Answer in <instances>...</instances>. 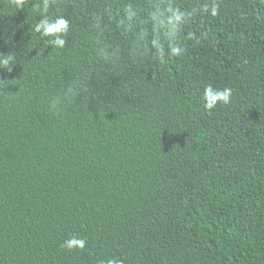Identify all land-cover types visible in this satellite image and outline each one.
I'll return each instance as SVG.
<instances>
[{
	"label": "trees",
	"instance_id": "16d2710c",
	"mask_svg": "<svg viewBox=\"0 0 264 264\" xmlns=\"http://www.w3.org/2000/svg\"><path fill=\"white\" fill-rule=\"evenodd\" d=\"M107 2L58 0L59 50L33 31L31 3L0 0V53L16 56L0 69V264H264V0H220L163 62L133 58L138 29L106 16L121 49L108 65L90 35ZM70 82L78 96L53 113ZM207 84L231 87V103L205 110ZM71 235L83 251L61 247Z\"/></svg>",
	"mask_w": 264,
	"mask_h": 264
},
{
	"label": "clouds",
	"instance_id": "9594fccd",
	"mask_svg": "<svg viewBox=\"0 0 264 264\" xmlns=\"http://www.w3.org/2000/svg\"><path fill=\"white\" fill-rule=\"evenodd\" d=\"M16 10L25 9V5L31 3V8L37 13L39 19L35 23L33 31L41 39H46V44L53 49L63 50L68 44L70 32V19L64 15H50V9L58 5V0H11ZM220 14V0H204L203 3L185 8L176 3V0H148L145 6L131 2L122 4L113 12L112 4L106 3L103 11L91 17L90 35L94 41V56L96 60L104 64H114L119 60L121 49L112 46L105 40V34L109 31V24L105 17L113 19L119 16V26H125V32L137 28L135 38L130 42L129 52L133 58L151 56L154 61L163 62L166 58L180 57L185 52V47L180 39L181 33L190 20L197 16L217 17ZM257 20L264 23L262 15H257ZM141 25L146 27H141ZM150 32L151 35H146ZM188 38L198 39L197 33L189 32ZM44 50H40L43 53ZM16 56L12 53H0V69L11 72V66L15 64ZM78 85L70 82L62 85L58 94L50 101V110L53 113L61 110L65 103H73L78 96ZM233 89L231 87L215 88L212 84L204 86L201 101L207 111L214 110L218 105H228L232 100ZM88 241L78 235H71L65 239L61 247L69 252L83 251ZM98 264H124V261L115 257L101 259Z\"/></svg>",
	"mask_w": 264,
	"mask_h": 264
}]
</instances>
